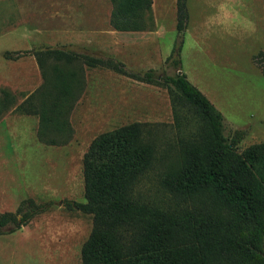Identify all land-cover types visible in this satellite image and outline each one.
<instances>
[{
  "label": "rangeland",
  "instance_id": "374dc122",
  "mask_svg": "<svg viewBox=\"0 0 264 264\" xmlns=\"http://www.w3.org/2000/svg\"><path fill=\"white\" fill-rule=\"evenodd\" d=\"M177 0H152L145 29L112 28L111 0H0V93L16 107L44 82L32 51L61 49L113 59L129 73L173 76L167 63L181 46V72L223 115L226 137L244 133L242 152L264 144V0H186L188 21L176 29ZM63 145L37 136V116L11 109L0 119V213L28 198L50 208L27 226L0 235V264H82L92 217L84 203L83 157L99 135L131 123L150 126L158 153L136 195L162 208H190L167 186L180 160L173 107L165 88L105 68L84 67V88L70 112ZM178 154V155H177Z\"/></svg>",
  "mask_w": 264,
  "mask_h": 264
},
{
  "label": "trees",
  "instance_id": "16d2710c",
  "mask_svg": "<svg viewBox=\"0 0 264 264\" xmlns=\"http://www.w3.org/2000/svg\"><path fill=\"white\" fill-rule=\"evenodd\" d=\"M152 0H111L110 24L120 32L145 29ZM176 29L187 26L186 0H177ZM167 63L173 76L153 71L129 73L113 59L54 48L32 51L44 79L16 107L10 92L0 93V119L11 109L37 116V136L63 145L72 134L69 115L84 88V67L105 68L135 81L165 88L173 107L180 160L167 181L190 208H162L136 195L154 164L155 132L131 123L103 133L83 157L84 203L69 207L92 217V231L81 248L82 264H264V144L242 152L244 133L224 134L225 120L181 72L179 53ZM178 155V154H177ZM50 203L28 198L15 212L0 213V235L27 226Z\"/></svg>",
  "mask_w": 264,
  "mask_h": 264
}]
</instances>
